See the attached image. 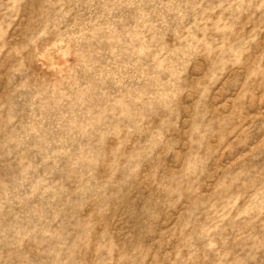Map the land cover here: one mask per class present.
<instances>
[{
  "label": "rangeland",
  "instance_id": "rangeland-1",
  "mask_svg": "<svg viewBox=\"0 0 264 264\" xmlns=\"http://www.w3.org/2000/svg\"><path fill=\"white\" fill-rule=\"evenodd\" d=\"M0 264H264V0H0Z\"/></svg>",
  "mask_w": 264,
  "mask_h": 264
}]
</instances>
